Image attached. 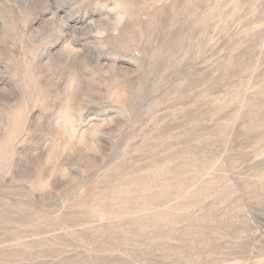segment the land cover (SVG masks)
I'll return each instance as SVG.
<instances>
[{
	"label": "rangeland",
	"instance_id": "374dc122",
	"mask_svg": "<svg viewBox=\"0 0 264 264\" xmlns=\"http://www.w3.org/2000/svg\"><path fill=\"white\" fill-rule=\"evenodd\" d=\"M0 264H264V0H0Z\"/></svg>",
	"mask_w": 264,
	"mask_h": 264
}]
</instances>
